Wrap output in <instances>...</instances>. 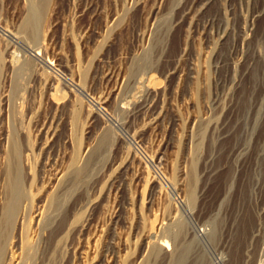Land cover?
<instances>
[{"label": "rangeland", "instance_id": "obj_1", "mask_svg": "<svg viewBox=\"0 0 264 264\" xmlns=\"http://www.w3.org/2000/svg\"><path fill=\"white\" fill-rule=\"evenodd\" d=\"M11 159L20 264H264V0H0Z\"/></svg>", "mask_w": 264, "mask_h": 264}, {"label": "bare ground", "instance_id": "obj_2", "mask_svg": "<svg viewBox=\"0 0 264 264\" xmlns=\"http://www.w3.org/2000/svg\"><path fill=\"white\" fill-rule=\"evenodd\" d=\"M33 17L27 20L26 27L33 26ZM34 55L39 57L40 53L35 51ZM12 154H15V149H13ZM4 173V180L0 190V264H20L19 256L14 250L17 247L16 243L23 240L28 225L33 220V214L35 217L38 216L35 225H40L43 221V210L41 211L37 207L34 208L29 201L25 182L14 159L7 163ZM64 225V218L57 219L54 217L47 230L49 234H58L64 228ZM169 246V242L166 239H160L156 243V249L158 250L169 249ZM143 264L148 263L145 262Z\"/></svg>", "mask_w": 264, "mask_h": 264}]
</instances>
